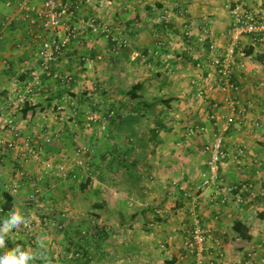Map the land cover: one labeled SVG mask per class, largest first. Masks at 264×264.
I'll list each match as a JSON object with an SVG mask.
<instances>
[{"label":"crops","instance_id":"obj_1","mask_svg":"<svg viewBox=\"0 0 264 264\" xmlns=\"http://www.w3.org/2000/svg\"><path fill=\"white\" fill-rule=\"evenodd\" d=\"M228 1H238L253 12L264 15L260 0H256L261 3L256 6L252 3L253 0H86V6L81 12L83 16L96 14L102 23L118 34L117 43L104 38H91L88 32H84L77 43L72 44L53 65V72L61 77L68 76L71 81L65 84L56 79H44L43 91L38 94L34 103L27 104L31 107L30 110L25 112V105L16 114L10 111L6 98L13 91L21 90L24 82L37 72L36 51L47 35L40 29L27 27L21 21L14 22L0 40V120L11 117L20 126L23 135L42 130L43 137H51V140L48 143L41 142L39 160L18 151H0V209L3 210L0 219L14 207L20 210L27 208L20 200L23 194L29 193L28 188L46 193L42 188L46 185L38 184L42 178L40 183L46 182L40 171V167L44 169V161H57L66 156L75 159L78 150L75 151L76 146L72 143L78 137L66 125L70 128L74 123L81 126L77 109L85 108L89 104L87 97L91 96L89 81L87 80L86 85L84 82L88 78H96L101 82L99 87L109 95L107 99L104 98L106 103H116L114 107L120 104L116 110L119 115L115 117L116 120L114 118L109 121L107 118L112 115L110 111L105 113L102 128L105 144L102 146L107 147L110 141L116 142L113 149L106 152V157H115L119 153L127 156L130 153L134 157L131 166L138 164L136 153H140L138 146L142 142L138 132L141 119L137 120L138 123L128 122L125 121V116L137 114L140 118H146L150 114L154 125L143 146H152L149 169L156 184L166 190L163 197L156 201L157 208L165 214L162 215L164 221L161 229L164 233L161 234L157 231L152 233L156 226L148 221L152 220V215L147 216L146 209H141L139 213L133 212L129 216L133 222L129 228H125L124 221L129 218L123 213L122 206L126 202L122 199L104 198L102 205H97L104 207L107 222L123 228L110 233L108 227L106 233L95 235L102 239L103 246L99 254L101 264H110L111 261L115 264H192L193 259H187L183 255V245L173 242L172 232L186 237L194 227L202 229L207 235L203 264H245L248 255H251L252 264H264V198L256 197L263 188L264 180V43L254 45L250 37H244L242 44L247 57L237 60L235 64V80L239 84L236 93L221 91L205 84L207 74L211 72L210 55L206 50L208 45L212 43L218 47H226L228 44L223 36L230 26L226 8ZM12 13V10L4 8L1 0L0 17ZM160 14L164 15L157 18L156 15ZM131 15L133 17L130 21ZM123 17L129 23H123ZM119 18L121 21H118ZM147 27L150 31L160 33L166 30L170 32L168 37L190 29L196 37L191 42L177 44L178 47L182 46L181 50H186L181 55H177L180 52L175 55L176 49L167 39L168 43L164 44L167 52L160 53V58L155 59L151 68H135L137 64L131 63L132 60L139 54L143 56L150 52L157 37V34L148 37L145 31ZM201 38L205 39L204 52L202 48H192V45L199 46ZM122 39L128 42L123 55L116 53L115 48ZM178 42L179 40L176 43ZM122 45L125 46L124 43ZM82 57L87 59L84 63L79 62ZM4 62L8 63V69ZM126 83H130L131 89L140 86L136 99L130 98L131 89L126 91L124 97L121 95L118 100L115 99ZM190 83L195 85L191 87ZM202 87L207 92L204 99L196 96L197 89ZM112 92L114 95H111ZM67 99L72 104L67 103ZM233 100L237 102L235 106L232 104ZM156 101L165 107L166 117H170L159 119L153 108ZM210 103L217 105L214 109L215 121L208 118ZM66 107H71L78 118L70 117L67 121L66 112H62ZM127 109L128 114L121 115ZM181 119L185 122L181 126L187 127L185 131L178 128L181 124L178 121ZM192 125L202 127L203 133L188 138L184 133ZM84 132L89 134V131ZM219 132L224 135V146L228 152V158L220 167V182L215 187L197 190L206 170L207 157L203 148ZM95 133L98 134V131H92L91 136L97 142ZM6 136L8 139L12 138L9 133ZM123 141L128 143V149H125ZM99 148L101 151V147ZM31 183H34L32 187ZM242 184H251L253 189L250 193L242 194L241 202L236 200L238 191L226 195L225 188H239ZM101 191L104 196V189ZM5 194L12 199L11 210L3 209ZM173 195H176L174 199ZM167 199L171 201L167 202ZM166 206H173V213L171 210L166 211ZM144 223L146 227L143 226ZM236 223L247 233L248 240H243L237 234L234 229ZM142 226L149 233L143 231ZM111 237L117 241L112 242ZM159 238L165 240L164 248L158 245ZM119 239L129 240L130 244L126 243L122 251H118L116 246L108 248L109 244L122 245Z\"/></svg>","mask_w":264,"mask_h":264},{"label":"rangeland","instance_id":"obj_2","mask_svg":"<svg viewBox=\"0 0 264 264\" xmlns=\"http://www.w3.org/2000/svg\"><path fill=\"white\" fill-rule=\"evenodd\" d=\"M252 3H254L255 6L257 4H261L256 2V0L255 2L253 0ZM262 3V6L264 7V2ZM244 7L249 11H252V9L248 8V6ZM256 14H258L260 17H264V15H262L261 13ZM161 15L164 14L156 15V17L161 18ZM94 16L99 19L96 14ZM183 16L185 17L186 14L184 13ZM132 17L133 15L130 16V21L132 20ZM124 19L125 18L123 17V23H129L127 21H124ZM99 21H101V19H99ZM118 21H121L120 18ZM109 29L111 32V36L109 39L105 40L111 41L112 39H117L119 37L118 34H115L110 27ZM145 31L148 34V37L150 35L152 36V34H157V37L154 39V47L150 52H147L145 55H143L144 57L139 54L137 58L132 60L133 62L131 63L137 64L135 68H151L150 66L154 64L155 59L160 58V53L162 54L167 52V50L165 49V45L166 43H168V41H170L172 47L177 50L174 51L175 55L178 52H180V54L177 55L186 53V50H181L182 46L178 47L177 44H182L183 42L187 41L191 42L193 37H196L193 35V32H191L190 29L179 31L176 34L174 33L172 37H168V34L170 32H166V30L160 33L158 31H150V29L147 27V30ZM186 32H189L188 37L185 35ZM89 35L91 38H94L91 36V34ZM178 40L179 42L176 43ZM112 43L116 44L117 42L115 40L112 41ZM121 43H124L125 46H123ZM127 43L128 42L126 40L122 39L119 45H115L117 51L116 53L123 55L124 50H126L127 48ZM198 45L199 46L197 47H195V45H192V48L194 50L202 48V51L204 52V43ZM155 51L158 53V55H155ZM159 64L161 63L159 62ZM87 80L89 81L88 87L89 93L91 95L90 97H87V99H89V104H87L83 109H77V113H79L81 118V122H79L81 123V126H78L77 123H74V125L71 126L72 128L66 125V127H69V130L74 131V134L78 137V139L72 143L73 146H76L75 151H77L81 147H89V152L80 156V159L85 163L86 168L81 169L79 167L77 168L72 166V162L74 161V159L67 156L63 158L61 157L59 160L57 159V161L53 159L44 161V163L52 161L51 165L53 166V169L51 170H47V168L44 167V163V169L42 170V168L40 167V171L43 172V176L45 177L46 182L41 184L40 181L43 180L42 178L38 182V184L47 186V188H45L46 186L42 187L45 189L46 193L43 192L45 194H42V191L34 190V188H28L27 190H29V193L27 194L26 192L25 194H23V196H21L20 201L22 202V205H26L27 208L20 211L22 215L28 218L30 223V230L26 233L22 232L20 230L22 224L18 228L11 229L7 234L5 245V248H7L8 250H12L17 244H19L24 250H27L30 247L33 251L42 253L43 255L47 256L52 264H101L99 254L101 250L100 248L103 246L101 242L102 239L96 237L98 235H101L102 232L106 233L108 227H110V233L123 229L121 225L113 226L112 223L107 222L105 218V215L107 214L106 212H104V207L101 206V201L104 198L120 200L122 199L123 202H126L127 205H123L122 210L127 218H129V216H131L135 211L139 213L141 209H146L147 216L152 215V220L148 221H150L152 224H155L156 226V229H154L155 231H152V233L156 231L158 234H161V232L164 233V230H162L161 228H163L162 222L164 221V217H162V215L164 216L165 214L162 212V210L157 208L156 201H159L160 198L163 197V193L166 190L165 188L156 184V180L149 169L148 161L151 160L149 153L152 146H149L148 144H146L147 147L143 146L144 143H147L148 132L154 125L153 117H151L150 114H147V116H145L146 118H140L139 116H137L139 120L141 119L138 132L141 136L140 139H142V144L139 143L138 146V152L140 153H136V161H138V164L131 166V162L133 161L134 157L130 153L127 156L125 154L123 155L122 153H119L118 155H115V157L110 156L109 158H107L106 152L113 149V145L116 142L110 141L108 142L109 144L107 145V147L102 146L103 144H105L102 139H105V135H102V132H104L102 128H104L105 113L106 111H110V115H112L111 118H106L109 121L114 120L116 110L118 109V106L120 104L118 103L117 107H114L116 103H106L107 100L105 101L104 98L106 97L107 99L109 95L106 90H102L101 86L99 87L101 82L96 78H88L84 82L85 85ZM190 86L193 87L194 85L190 83ZM84 88L87 89L86 86H84ZM130 89V83H126L124 88H122L121 90L122 92H119V94L117 93L115 99L118 100L121 95L124 97L126 91H130ZM111 95H114V93L112 92ZM153 108H155L154 113L157 114L159 119L170 117L169 115L168 117H166L167 111H165V107L162 106L158 101L155 102ZM112 110L114 112H111ZM63 111L66 112L65 117H67V121L70 117L71 119L78 118V115H76L72 111L71 107H66L65 110H62V112ZM128 112L129 109L124 110L121 115L125 116L128 114ZM60 117H64V115H60ZM91 117H95L96 120L94 122L90 121L88 118ZM132 122L138 123L137 120ZM178 123H181L180 125H178L180 131H185L187 127L181 126L183 123H185L184 120L181 119L180 121H178ZM167 127L168 125L166 126V128ZM85 130L89 131V134H86L84 132ZM92 131H98V134L95 133L94 135H97L96 139L99 144L92 138ZM107 136L110 137V134H107ZM123 144H125V149H128V143L126 141H123ZM99 147H101V151H99ZM61 162L65 163L70 169L73 170L76 175L75 179L69 176L65 178H59L56 176L54 167ZM162 178L164 179V176ZM89 179L92 180V184L88 185V187H86L85 189H82V186H84ZM35 182L37 184V180ZM33 185L34 183H31L30 186L32 187ZM103 189L104 196H102L103 191H101ZM178 191L181 193L183 192L181 190ZM173 196L174 199L176 195ZM183 198L188 199V197ZM169 201L171 200L167 199V202ZM99 204L101 205L97 206ZM139 204L143 206L141 207ZM155 210L159 212L161 211L162 214H158L159 212L156 213ZM167 210H171V213H173V210L175 209L173 208V206H166V211ZM132 222V218L124 221V224L126 226L125 228H129ZM146 224L149 223L147 222ZM146 224L143 226L146 227ZM143 226L141 227V229H144L143 231L149 233V231L145 230ZM174 233L175 232H172L173 242H175L176 245L177 243L182 244L184 251L183 255L185 257L187 256V259L192 258V264H196V257L188 254L185 251L184 243L186 242L188 236L185 237L182 235L181 237L180 234L177 235L175 233L176 235L174 237ZM93 236H95V238ZM176 239L178 241H176ZM38 240L44 243V248L39 247L37 243ZM110 240L112 242L117 241L112 237ZM118 241H122V245L117 246V244H109L108 248H115L116 246L118 251H122L121 249L124 245H126V243H128V245L130 244L128 242L129 240L126 239H119ZM130 241L132 243V240ZM163 241L165 240H162V238H159L158 240V245L161 246V248H164L165 242ZM176 245L174 247H176ZM5 248H0V253H2ZM35 264H46V262L43 258H41L36 260ZM110 264H115V262L111 261Z\"/></svg>","mask_w":264,"mask_h":264},{"label":"built area","instance_id":"obj_3","mask_svg":"<svg viewBox=\"0 0 264 264\" xmlns=\"http://www.w3.org/2000/svg\"><path fill=\"white\" fill-rule=\"evenodd\" d=\"M260 1L264 2V0ZM85 3H87L86 0H3L4 8L8 11L12 10L13 13L0 17V40L3 33L12 28L16 21H21L29 28L40 29L47 35L40 42L36 51L37 72L24 82L21 90L13 91L6 98L7 106L13 114L22 110L25 105L34 103L38 94L44 89V78L56 79L65 84L71 81L70 77H61L58 73L53 72V65L71 48L72 44L77 43L80 35L88 32L95 39L110 38L111 32L107 25L95 16H83L81 12L86 6ZM226 8L230 17V26L223 36L228 44L226 47H218L212 43L208 45L211 72L207 74L205 84L221 91L228 90L231 93H236L239 90V84L235 80V64L237 60L247 57L242 41L244 37H250L254 45L264 43V17L249 11L244 7V4L238 1H228ZM61 33L62 35H60ZM185 35L188 37L189 32H186ZM115 40L117 42V39H112V41ZM201 43L205 44V39H199V44ZM155 55H158L156 51ZM80 60L85 62L87 59L82 57ZM4 66L6 69L9 68L6 62H4ZM196 96L204 99L207 97V92L203 87L199 88L196 91ZM69 102L72 104L71 100L67 99V103ZM232 104L235 106L237 102L233 100ZM216 107L215 103L209 104L208 118L211 121L216 120L214 111ZM89 120L94 122L96 118L91 117ZM7 133L10 134L11 139L7 138ZM202 133L203 128L198 125H192L186 131L187 137H195ZM42 134V130H35L31 135L25 136L14 119L11 117L3 118L0 120V151H18L39 160L42 150L41 142L48 143L51 140V137H43ZM224 144V135L220 132L215 133L212 139L205 144L203 153L207 157L206 170L201 177L197 190L215 187L220 182V167L228 158ZM88 152L87 147L78 149L72 166L81 169L86 168L80 156ZM51 162L44 163L47 170L53 169ZM54 169L59 178L68 176L73 179L76 178L73 170L63 162L58 163ZM262 185L263 188L256 197L263 199L264 180ZM252 189L251 184H242L239 188H225V193L231 195L232 192L238 191L236 200L241 202L242 194L250 193ZM2 212L3 210L0 209V213ZM20 230L25 233L28 232L30 223L27 226L22 224ZM207 243V235L202 229L194 227L189 232L184 247L188 254L196 257V264H203V255L206 252ZM245 264H252L251 255H248Z\"/></svg>","mask_w":264,"mask_h":264},{"label":"clouds","instance_id":"obj_4","mask_svg":"<svg viewBox=\"0 0 264 264\" xmlns=\"http://www.w3.org/2000/svg\"><path fill=\"white\" fill-rule=\"evenodd\" d=\"M21 224L27 226L28 218L21 214L18 207H14L7 215L0 219V248H5L7 234L10 229L18 228ZM40 248L45 245L42 241H37ZM43 258L46 264H51L49 258L42 253L33 251L30 247L24 250L21 245L17 244L12 250H5L0 253V264H35V261Z\"/></svg>","mask_w":264,"mask_h":264},{"label":"trees","instance_id":"obj_5","mask_svg":"<svg viewBox=\"0 0 264 264\" xmlns=\"http://www.w3.org/2000/svg\"><path fill=\"white\" fill-rule=\"evenodd\" d=\"M79 62H80V63H84V62L81 61V60H79ZM44 79L47 80L48 78H44ZM139 87H140V86L137 85V86H135V87H133V88L131 89V91L129 92V96H130L131 99H136V92H137V90H139ZM25 108H27V109L25 110V112H27L28 110H30L31 107H29V106L26 105ZM25 108H24V109H25ZM115 114H116V113H115ZM117 116H119V115L116 114L114 117H117ZM134 119L138 120V117L135 116V115H127V116H125V121L132 122V121H135ZM91 182H92L91 179L87 180L86 184H85L84 186H82V189H85L86 187H88V185H90ZM5 197H6V203H5L4 207H3V209H4V210H11V208H12V199H11L7 194H5ZM234 229H235V231L237 232V234H238L243 240H248V239H249L247 233H245V232L243 231V229L240 227V225H238L237 223L235 224ZM51 264H52V263H51Z\"/></svg>","mask_w":264,"mask_h":264}]
</instances>
